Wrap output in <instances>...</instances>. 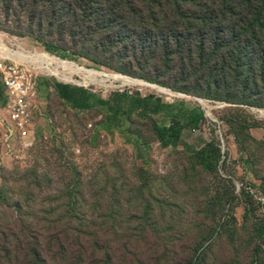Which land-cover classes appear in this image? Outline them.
<instances>
[{
    "label": "rangeland",
    "instance_id": "obj_1",
    "mask_svg": "<svg viewBox=\"0 0 264 264\" xmlns=\"http://www.w3.org/2000/svg\"><path fill=\"white\" fill-rule=\"evenodd\" d=\"M79 4L0 0V51L46 54L108 76L85 85L55 64L54 75L22 64L34 83L25 141L6 134L0 91V264H264V98L248 105L205 77L184 76L176 62L135 61L123 45L111 47L112 33L84 20ZM115 75L174 95L124 86ZM54 83L105 100L154 95L200 108L205 119L162 148L152 120L132 116L122 131L108 129L106 111L71 108ZM209 141L219 160L192 154Z\"/></svg>",
    "mask_w": 264,
    "mask_h": 264
},
{
    "label": "trees",
    "instance_id": "obj_2",
    "mask_svg": "<svg viewBox=\"0 0 264 264\" xmlns=\"http://www.w3.org/2000/svg\"><path fill=\"white\" fill-rule=\"evenodd\" d=\"M79 2L76 7L84 20L94 21L98 29L112 33L111 47L123 45L125 54L135 61L159 60L165 67L176 62L184 76L205 77L210 88L225 89L228 97L240 93L242 103L248 105L255 97L264 98V0ZM46 50L53 51L47 46ZM54 53L59 58L67 57L57 50ZM53 86L59 99L73 109L100 107L106 111L108 129L122 131L123 119L132 116L152 120L162 148L179 145L182 130L199 129L205 119L200 108L164 103L154 95L117 93L105 100L85 88L61 83ZM196 152L202 160L222 157L220 147L211 141L192 154ZM31 261L27 263L37 264L35 259Z\"/></svg>",
    "mask_w": 264,
    "mask_h": 264
},
{
    "label": "built area",
    "instance_id": "obj_3",
    "mask_svg": "<svg viewBox=\"0 0 264 264\" xmlns=\"http://www.w3.org/2000/svg\"><path fill=\"white\" fill-rule=\"evenodd\" d=\"M0 90L5 100L6 134L27 139L31 127L34 83L27 67L0 58ZM1 101V99H0Z\"/></svg>",
    "mask_w": 264,
    "mask_h": 264
},
{
    "label": "bare ground",
    "instance_id": "obj_4",
    "mask_svg": "<svg viewBox=\"0 0 264 264\" xmlns=\"http://www.w3.org/2000/svg\"><path fill=\"white\" fill-rule=\"evenodd\" d=\"M23 52H25V51H23ZM26 54H28V55H25L19 51L16 52V51L5 50V49H1V51H0V57L10 59L15 63H21V64H27V65L31 64L34 66L36 64L34 62H37L40 70H43V71L45 70V71H47L48 74L54 75L57 73V72L52 71L51 64L56 65V68H54L56 71L59 70L61 67L66 71H68V70L74 71L78 74V76L79 75L81 76L83 83L85 85H88L89 82H95L96 83L97 81H99V79L102 80L101 83H104L105 78H108L107 73H102V72H98L95 70L79 68V67H76V64H74V63H67L65 61L55 59V58L51 57L50 55L48 56L46 54H37V53H35V54L26 53ZM75 68H77V70H75ZM113 78L119 79L124 84V86H132V87H134V86H145V87H149L153 90H157V91H159V92H161L167 96H173L174 95L173 92L169 91L168 89H166L164 87L149 84V83H146V82H143L140 80H136L133 78L125 77L122 75H115ZM198 101L202 105L206 106V103L204 100H198Z\"/></svg>",
    "mask_w": 264,
    "mask_h": 264
},
{
    "label": "crops",
    "instance_id": "obj_5",
    "mask_svg": "<svg viewBox=\"0 0 264 264\" xmlns=\"http://www.w3.org/2000/svg\"><path fill=\"white\" fill-rule=\"evenodd\" d=\"M1 91V90H0ZM2 93V92H1ZM0 96H1V94H0ZM187 108H189V107H187ZM189 109H195V108H189ZM161 116H162V114H161ZM204 116H205V114H204ZM155 118H157V117H155ZM201 126H202V124H201ZM187 128H190V127H187ZM191 130H197V129H192V128H190ZM183 139V138H182ZM182 139H181V141H180V143L179 144H181L182 143ZM207 143V142H206ZM205 143V144H206ZM191 151V150H190Z\"/></svg>",
    "mask_w": 264,
    "mask_h": 264
}]
</instances>
